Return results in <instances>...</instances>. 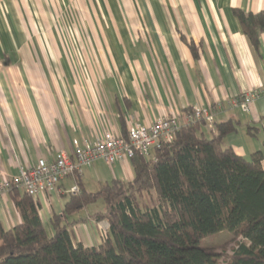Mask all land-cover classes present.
I'll return each instance as SVG.
<instances>
[{
    "label": "crops",
    "instance_id": "crops-1",
    "mask_svg": "<svg viewBox=\"0 0 264 264\" xmlns=\"http://www.w3.org/2000/svg\"><path fill=\"white\" fill-rule=\"evenodd\" d=\"M234 9L264 11V0H0V180L39 158L71 155L73 141L122 135L193 106L213 114L211 127L201 125L206 137L231 122L223 146L246 159L260 152L264 168V94L247 110L230 103L264 88V27L254 47ZM132 178L129 158L112 166L98 159L31 198L53 233L51 218L75 184L96 192ZM11 195L0 193L5 229L21 221ZM101 208L63 219L74 244H100L103 221L92 216Z\"/></svg>",
    "mask_w": 264,
    "mask_h": 264
},
{
    "label": "trees",
    "instance_id": "trees-1",
    "mask_svg": "<svg viewBox=\"0 0 264 264\" xmlns=\"http://www.w3.org/2000/svg\"><path fill=\"white\" fill-rule=\"evenodd\" d=\"M233 13L256 47L264 11ZM201 125L182 126L150 157L135 154L131 181L114 179L96 192L80 188L62 215L51 218L52 235L32 198L12 188L21 221L11 229L0 221V264H218L221 253L199 243L221 231L243 239L223 264H264L262 155L246 159L223 146V137L234 130L231 122L217 124L212 137ZM98 202L102 208L92 217L107 222L104 239L95 246L74 244L63 219Z\"/></svg>",
    "mask_w": 264,
    "mask_h": 264
},
{
    "label": "built area",
    "instance_id": "built-area-1",
    "mask_svg": "<svg viewBox=\"0 0 264 264\" xmlns=\"http://www.w3.org/2000/svg\"><path fill=\"white\" fill-rule=\"evenodd\" d=\"M262 94L264 88L253 89L244 92L239 101L232 99L230 103L247 110L253 99ZM199 121H203L207 127L212 126L213 114L208 107L193 106L183 112L161 115L150 124H130L126 136L106 131L94 142L84 141L79 144L73 141L71 155L59 152L52 160L39 158L33 165L20 167L17 174L0 180V193L12 188H17L30 197L54 193L64 177L70 176L76 180L81 176L82 167L90 166L98 159L112 166L135 154L150 157L151 150L171 141L179 128ZM69 192L78 193V185L75 184ZM98 230L102 241L108 230L107 222L99 223Z\"/></svg>",
    "mask_w": 264,
    "mask_h": 264
},
{
    "label": "rangeland",
    "instance_id": "rangeland-1",
    "mask_svg": "<svg viewBox=\"0 0 264 264\" xmlns=\"http://www.w3.org/2000/svg\"><path fill=\"white\" fill-rule=\"evenodd\" d=\"M96 186H91L89 189L91 191H95L97 188ZM96 204H100L99 202ZM95 205H91V208H94ZM103 222H106L105 220ZM45 230L47 232V235H52V230L50 229V226L47 224L45 225ZM234 238V239H233ZM243 239L240 237H233V234H231L228 231H221L212 235H208L205 238H203L199 245L202 247H211L215 248L216 252L221 253V256L218 257V264L224 263V257L225 254L229 255L232 252V248L236 246V244L239 241H242Z\"/></svg>",
    "mask_w": 264,
    "mask_h": 264
}]
</instances>
